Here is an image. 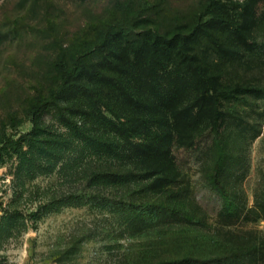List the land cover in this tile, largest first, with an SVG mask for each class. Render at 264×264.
Listing matches in <instances>:
<instances>
[{
	"label": "rangeland",
	"instance_id": "1",
	"mask_svg": "<svg viewBox=\"0 0 264 264\" xmlns=\"http://www.w3.org/2000/svg\"><path fill=\"white\" fill-rule=\"evenodd\" d=\"M219 1L239 20V32L216 22L211 28L208 22L206 33L202 32L197 20L207 0H0V127L6 120H10L8 131L32 127L28 109L38 92L46 94L54 87L58 54L86 43L102 23L131 21L132 25L135 19H145L146 28L162 34L194 33L192 50L207 69L211 66L220 75L214 80L222 89L235 84L264 86V0ZM136 25L134 31H139ZM131 68L138 70L132 63ZM155 70L148 78L139 76L146 98L140 103L127 100L135 118H123L125 129L136 131L144 125L145 115L167 114L168 107H178L201 89L197 76L180 58L176 64H156ZM220 107L228 111L223 139L227 153L222 161L210 127L197 136L195 147L175 149L184 204L198 210L202 222L164 225L156 220L154 208L144 210V202L155 198L143 193L128 197L140 201L142 208L133 211L140 219L121 211L119 206L128 204L102 206L95 200L65 206L10 239L0 251V264H171L190 245L208 256L252 246L239 263L264 264V218L245 216L264 189V94L241 90L233 98L223 96ZM149 133L147 129L137 132L130 143L140 149L148 144ZM214 166L225 169L226 187L235 195L238 208H243L239 217L219 214L223 198L209 178ZM10 171V163L0 166V197L5 201L12 194ZM55 179L56 175L40 176L35 182L48 185ZM106 194L118 200L124 197L116 191ZM256 245L260 248L254 251Z\"/></svg>",
	"mask_w": 264,
	"mask_h": 264
},
{
	"label": "trees",
	"instance_id": "2",
	"mask_svg": "<svg viewBox=\"0 0 264 264\" xmlns=\"http://www.w3.org/2000/svg\"><path fill=\"white\" fill-rule=\"evenodd\" d=\"M223 6L219 0H207L197 20L202 32L206 33L205 26L210 24L211 28L213 22L240 31L239 20ZM134 21L132 25H129L131 21L116 23L118 26L102 23L95 27L86 43L58 54L54 87L46 94L38 92L28 109L30 129L8 131L10 120L2 122L0 166L11 164L12 194L7 201L0 197V251L10 239L37 227L41 218L65 206H83L95 200L102 206L128 204L129 207L119 206L121 211L140 219L141 215L133 214L135 208H142L140 201L128 197L142 193L154 196L155 201L144 202L143 208H154L156 220L164 225L193 226L202 222L199 211L184 204L185 195L178 186L181 173L176 165L175 149L195 147L197 136L210 127L222 161L227 153L223 139L228 111L220 107L221 98H233L241 90L264 94V86L235 84L222 89L223 85L214 80L219 74L211 66L207 69L192 50L194 33L162 34L146 28L145 19ZM135 24L139 31H134ZM209 34L221 44L215 33ZM177 58L194 72L201 89L178 107H168L167 114L145 115L144 125L135 129L138 133L150 130L152 136L148 144L136 149L130 139L137 132L124 128L123 118L127 115L131 120L135 118L129 113L127 100L140 103L145 99L139 76L148 78L156 71V64H176ZM131 63L137 72L129 69ZM168 120L172 122L167 125ZM141 126L144 127L139 129ZM177 141L180 143L175 144ZM221 167L214 166L209 177L223 198L224 209L219 214L222 212L226 218L239 217L243 208H238L235 195L226 187L228 181ZM50 175L57 176L53 183L35 182L40 176ZM106 191L121 192L124 197L118 200L107 196ZM245 216L264 218V189L256 195L255 205ZM251 249L252 246L232 248L208 256L190 245L171 264H245L239 262Z\"/></svg>",
	"mask_w": 264,
	"mask_h": 264
}]
</instances>
